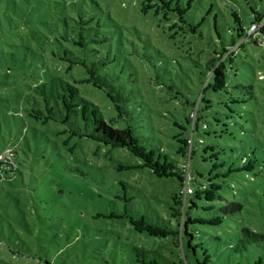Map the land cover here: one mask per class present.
Masks as SVG:
<instances>
[{
    "label": "rangeland",
    "instance_id": "374dc122",
    "mask_svg": "<svg viewBox=\"0 0 264 264\" xmlns=\"http://www.w3.org/2000/svg\"><path fill=\"white\" fill-rule=\"evenodd\" d=\"M249 1L264 5V0ZM219 5L221 0H194L190 28L155 0H0V153L13 148L22 162L13 183L0 178V264H168V259L177 264H264V239L248 243L244 232L248 228L264 235L263 47L247 40L236 48L229 93H206L213 101L206 121L220 119L215 126L228 130L220 139L232 148H226L228 165L238 168L247 156L257 162L252 176L240 172L223 179L228 186L222 184L220 194L244 207L227 215L223 225L194 226L198 256L186 245L177 247L169 232H142L128 218L170 219L183 198L180 191L186 192L183 174L173 172L179 181L159 178L140 168L142 162L129 150L71 137L65 126L30 113L36 91H42L38 87L65 94L64 88L73 84L116 128L133 125L147 147L174 151L172 136L179 129L173 122L192 111L198 99L194 82L207 55L192 37L195 22L207 32L217 15L227 44L233 38L236 46L246 40L237 36L231 10L222 14ZM101 11L115 26V35L124 38V45L114 43L109 68L121 76L117 83L125 84L124 93L131 97L128 116L121 117L105 91L87 83L83 66L70 59L71 51L82 55L74 44L86 33L79 23ZM243 19L250 23L248 15ZM187 98L191 103L185 108ZM125 192L130 203L123 199ZM143 249L149 256L138 254Z\"/></svg>",
    "mask_w": 264,
    "mask_h": 264
},
{
    "label": "trees",
    "instance_id": "16d2710c",
    "mask_svg": "<svg viewBox=\"0 0 264 264\" xmlns=\"http://www.w3.org/2000/svg\"><path fill=\"white\" fill-rule=\"evenodd\" d=\"M155 1L160 6L162 4L167 6L168 12L174 13L175 20L192 27L193 24L188 21L193 18L194 0ZM240 1L244 2L242 6ZM262 6L260 8L256 1L252 5L249 0H221L220 12L223 14L224 10H231L230 13L238 25L237 36L246 39L238 46H236L235 38H233V44L229 45L220 35L217 15L214 22L209 25L207 32H204L202 26L195 22L196 31L191 29L192 37L198 42H202L206 47L204 51L207 55L204 63H200L199 82H194L197 89L193 88V90L197 93L198 99L192 103V111L189 115H183V119H175L173 122V126L179 129V132L172 136L176 143L174 151L162 147L156 151L152 145L147 147L142 143L144 137L133 125L116 128L106 121L95 104L80 96L79 88L73 84H68V88H64L67 92L65 94L59 90L58 94L54 93V90L50 93L43 85L37 88L42 91L40 93L36 91L37 96L33 97L34 104L30 111L32 116L37 119L43 117L46 123L54 122L65 126L71 137L87 138L112 148L127 149L142 162L140 168H149L159 178L176 179L173 172L183 174L185 177L182 180V186L196 188L189 195H185L183 190L180 191V193L183 192V198L177 210L170 212V219L160 217L154 219L146 216L138 218L129 216L128 218L136 229L142 230V232L151 235L154 234L152 232L154 230L169 232L176 238V246L186 245L192 256H198V245L195 244V240L199 231L194 227L197 223L213 226L223 225L227 215H235L241 212L244 207L240 202L228 203L226 198L220 194L219 191L223 188L222 184L228 186L223 179L240 172L251 176L255 173L257 161L253 157L243 158L242 166L238 168L228 165L226 148L230 147L223 146L220 140L224 137V133H228V130L218 129L215 126L220 123V119H216L214 123L206 121V111L213 104L206 93L217 95L229 93L230 75L228 71L230 70L229 66L234 62L236 48L242 47L247 40L264 48V5ZM212 9L211 6L208 10L209 13ZM82 14L85 16L88 12L85 11ZM246 15L251 18L250 23H246L243 19ZM110 24L102 11L97 16L84 18L79 25L86 33H82L79 39L74 40L82 57L71 51L70 59H75V64L80 63L83 66L86 75L84 80L94 87L104 90L116 105L120 116L123 117L129 115L131 97L124 93L126 85L117 83L122 79L121 76L112 72L109 66L114 62L111 57L114 43L124 45V38L116 36L115 26L112 27ZM253 25H256L255 31L251 30ZM260 78L264 80L263 73ZM190 103L191 100L187 98V101L184 102L185 108ZM190 115L194 117L190 119ZM225 126H227L226 123H224ZM205 137H209L211 142L207 143ZM185 140L188 143H185ZM1 154L3 159L0 160V178L6 179L11 184L18 179L19 168L22 165L19 152L8 148ZM169 163L174 165V168L167 167ZM224 168H227V171H224ZM20 173L23 175L22 172ZM221 179L223 182H218ZM232 180L236 181L237 179ZM190 196L193 197L189 198ZM123 199L128 203L131 202V198L126 192ZM197 200H204L208 204L203 207V204H199ZM201 210H205L206 214L200 213ZM215 212L218 214L211 216ZM203 215L210 218L203 219L201 217ZM244 232L249 235L248 243L252 240L264 239L263 234L248 228H245ZM148 253L144 249L138 251V254L144 256H149ZM165 262L177 264L171 263L172 261L170 262L169 259ZM149 264H158V262L152 260Z\"/></svg>",
    "mask_w": 264,
    "mask_h": 264
},
{
    "label": "built area",
    "instance_id": "2783aa9c",
    "mask_svg": "<svg viewBox=\"0 0 264 264\" xmlns=\"http://www.w3.org/2000/svg\"><path fill=\"white\" fill-rule=\"evenodd\" d=\"M255 29H256V25H253L252 28H251V30L252 31H255ZM2 159H3V155L1 154L0 155V160H2ZM193 192H194V187L193 186H187L186 187L185 195H189V194H191Z\"/></svg>",
    "mask_w": 264,
    "mask_h": 264
}]
</instances>
